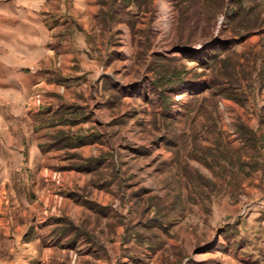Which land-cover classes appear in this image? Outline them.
<instances>
[{"label": "rangeland", "instance_id": "obj_1", "mask_svg": "<svg viewBox=\"0 0 264 264\" xmlns=\"http://www.w3.org/2000/svg\"><path fill=\"white\" fill-rule=\"evenodd\" d=\"M85 1L0 0V264H264V0H147L138 32L119 26L114 46L96 19L103 7ZM64 10L91 43L71 60L36 53ZM216 38L238 45L208 69L181 58ZM157 55L180 57L157 66L194 89L232 81L237 101L216 97L191 125L184 92L165 110L153 90ZM45 68L50 83L34 87L29 71ZM72 69L74 85L63 80ZM65 108L83 122L43 128ZM59 129L97 138L47 149ZM64 223L79 228L76 244L57 236Z\"/></svg>", "mask_w": 264, "mask_h": 264}, {"label": "trees", "instance_id": "obj_2", "mask_svg": "<svg viewBox=\"0 0 264 264\" xmlns=\"http://www.w3.org/2000/svg\"><path fill=\"white\" fill-rule=\"evenodd\" d=\"M172 3L177 4L178 6L181 4H187L192 2H197L199 0H170ZM203 3L213 2L214 0H200ZM220 0H217L219 3ZM150 3L147 0H98V5L102 6L103 9L100 13L96 16L99 26L103 33H108L111 37L109 38L110 43H113L112 46L115 45L117 38L120 36L119 32L116 30L119 26L125 25L127 26L132 33L138 32V24L142 21L143 16H147L149 14V5ZM107 7L105 10L104 7ZM244 13H249L247 10H243ZM78 31L82 34L87 35L80 27L77 28ZM114 32V33H113ZM87 42L91 43L89 37H87ZM238 45V43L234 40H228L227 42L216 39H210L207 42H204L201 45V49L197 52H192L190 49L194 46L192 44L184 45L185 49L181 51L182 59L186 60L187 62H195L200 68L208 69L212 62L217 64L222 57L226 54L230 53L232 47ZM186 47L190 49H186ZM115 59L119 60L122 59V55L118 52L113 53ZM157 62L155 61L154 65L152 66V72L154 75V81L152 87H154V92L159 91V101L162 107L166 109L171 108V101L172 97H176L180 95V92H184V95L188 96V103H186L185 108L187 113L185 114L186 118L190 119L191 125L195 124V121L198 117L203 118L201 113L208 111V106L206 105L207 102H213L214 106H217V99L218 96H223L228 99H232L237 101V96L235 90L231 87H235V84L229 80H214L211 86H204L202 89H194L193 84L185 80L183 82L182 75L179 71L169 76V70L167 66H157L159 65V61L161 59H165L164 57L157 55L154 56ZM180 58V57H179ZM179 58H171L165 59L170 61H180ZM164 60V61H165ZM171 75V74H170ZM169 78L167 83H162L164 78ZM40 78H38L39 80ZM105 82V87H111L110 89L120 90L122 94L125 96L126 92L121 88V86L112 83L110 79H103ZM232 82V83H231ZM186 85L184 91L179 89V86ZM211 88H216L218 92H214ZM130 90H132L130 88ZM60 109L55 114L45 113L48 116H42V123L43 128L48 127L49 129H57V128H64V127H76V125L82 123L76 117V114H72V118L67 117V113L69 109L65 108ZM68 110V111H67ZM70 112V111H69ZM193 113L198 114V117ZM200 115V116H199ZM174 120V119H173ZM206 119L199 121L201 125V131L205 129L207 133L208 126L206 124ZM39 130V129H38ZM92 130H85L80 131L78 133L73 131H64L59 129L55 132L51 139V143L47 146V149H57L60 150L64 149H75L78 147L83 146L87 141L86 140H96V135H93ZM194 133L186 131L185 136L186 138H190L193 136ZM61 147V148H60ZM81 171L89 172L94 170L91 165H85L84 167H79ZM60 223L57 222L56 226H60ZM63 227L56 231L57 236L62 239L63 237L66 238L68 233L72 232L74 235V241H71L72 244H76L79 240L82 239V234L79 232L78 227H74L71 223H64ZM81 231V230H80Z\"/></svg>", "mask_w": 264, "mask_h": 264}, {"label": "crops", "instance_id": "obj_3", "mask_svg": "<svg viewBox=\"0 0 264 264\" xmlns=\"http://www.w3.org/2000/svg\"><path fill=\"white\" fill-rule=\"evenodd\" d=\"M85 2H86L85 0H76V3L79 4V6L77 5L78 9L85 10L87 8V6L84 5ZM89 12L90 13L87 12V15L84 14V16H90V17H93L92 19H95L96 11L95 10L91 11L90 9ZM51 14L56 15L57 18L46 30V33H44L43 37L38 39L39 41L43 40V42L40 43L39 45L36 44V50H35L37 51L36 53L43 54L44 57L55 55L56 53L59 55V57H66L69 60H71V56H78V53L81 50V48H83V50H86L88 46L87 41H86L87 36L85 34L80 33L77 28L80 27L87 35H88V32H86L85 29L82 28L80 21H78L79 16L76 17V26L71 27L70 20H72V18L69 15V12L67 10H64V12L56 11ZM82 14H79L80 17L82 16ZM73 29H74V32H73ZM75 30H76V34H74ZM54 38H57V43H53ZM74 38L76 39V42ZM56 49H57V52H56ZM200 49H201V46H197V47H192L190 50L192 52H197ZM86 52L89 53V50H87ZM17 68L19 67H16L15 69ZM72 70H73L72 73L68 71V73L63 74L65 75L63 76V80L66 81L65 83L71 82V85H74V83L76 82V78H78V76L76 75V71H74V69ZM29 73L36 77L34 80L35 84H33V86L39 87V86H45L46 83L48 84L50 83L48 82L47 78L48 76L53 74V71L51 69L45 68V69H40L37 71H31V72L29 71ZM20 77H23V76H21L20 74H17L16 82L21 79ZM38 78L40 79L38 80ZM50 86L53 87L52 84Z\"/></svg>", "mask_w": 264, "mask_h": 264}]
</instances>
